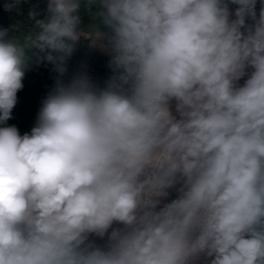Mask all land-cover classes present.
Here are the masks:
<instances>
[{
	"label": "clouds",
	"instance_id": "obj_1",
	"mask_svg": "<svg viewBox=\"0 0 264 264\" xmlns=\"http://www.w3.org/2000/svg\"><path fill=\"white\" fill-rule=\"evenodd\" d=\"M259 2L86 0L108 30L86 33L81 0H48L27 35L0 29V125L33 49L63 75L83 35L117 70L58 82L30 134L0 127V264H264Z\"/></svg>",
	"mask_w": 264,
	"mask_h": 264
},
{
	"label": "trees",
	"instance_id": "obj_2",
	"mask_svg": "<svg viewBox=\"0 0 264 264\" xmlns=\"http://www.w3.org/2000/svg\"><path fill=\"white\" fill-rule=\"evenodd\" d=\"M6 4H14V7L11 10H6ZM47 6L48 0H19L18 4L15 3V0H0V29H9V37H23L35 28V21L29 18V12L34 10L37 12L36 19H45L49 15ZM236 7V5H229L232 12ZM96 10V6H92L91 12ZM259 10L260 2L258 0L257 14ZM91 12L86 7V0H81V8L78 13L82 20L81 29L86 33L91 32L94 28L107 32L108 30L98 19L92 18ZM100 43L102 42L93 45L89 37L82 35L76 43L72 55L64 62L63 66L66 71L63 75L57 70L56 64L43 58L46 53H40L33 49L29 53L31 59L22 81L23 88L17 92V103L12 110V118L0 127L16 126L20 135L30 134L31 129L36 126L43 101L57 87L58 82L67 85L73 78L86 76L97 89L105 88L108 81L117 74V70H114V67L110 65L112 57L108 52L102 50ZM238 83L242 85L244 80L241 79ZM173 114H175L174 107ZM179 187L180 184H177L168 189L169 195L162 199V203L171 202L177 198ZM113 227L122 226L114 224ZM110 231L111 229H109ZM89 239L103 245L107 240V235L103 238L91 235ZM197 264H210V258H202Z\"/></svg>",
	"mask_w": 264,
	"mask_h": 264
},
{
	"label": "built area",
	"instance_id": "obj_3",
	"mask_svg": "<svg viewBox=\"0 0 264 264\" xmlns=\"http://www.w3.org/2000/svg\"><path fill=\"white\" fill-rule=\"evenodd\" d=\"M246 78H247V77H244V78H242V79L245 80ZM174 113H175V109H174ZM175 114H176V113H175ZM175 114H174V115H175Z\"/></svg>",
	"mask_w": 264,
	"mask_h": 264
}]
</instances>
